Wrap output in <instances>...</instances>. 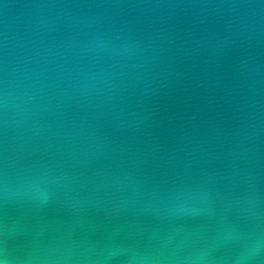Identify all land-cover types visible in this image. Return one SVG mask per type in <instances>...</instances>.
Returning <instances> with one entry per match:
<instances>
[{
  "label": "water",
  "instance_id": "95a60500",
  "mask_svg": "<svg viewBox=\"0 0 264 264\" xmlns=\"http://www.w3.org/2000/svg\"><path fill=\"white\" fill-rule=\"evenodd\" d=\"M0 248L264 264V0H0Z\"/></svg>",
  "mask_w": 264,
  "mask_h": 264
},
{
  "label": "clouds",
  "instance_id": "9594fccd",
  "mask_svg": "<svg viewBox=\"0 0 264 264\" xmlns=\"http://www.w3.org/2000/svg\"><path fill=\"white\" fill-rule=\"evenodd\" d=\"M5 194L7 193V187L4 188ZM0 264H14V262L8 258V252L6 248H0Z\"/></svg>",
  "mask_w": 264,
  "mask_h": 264
}]
</instances>
